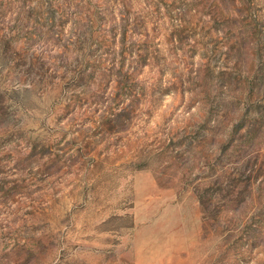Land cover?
<instances>
[{
    "label": "rangeland",
    "instance_id": "1",
    "mask_svg": "<svg viewBox=\"0 0 264 264\" xmlns=\"http://www.w3.org/2000/svg\"><path fill=\"white\" fill-rule=\"evenodd\" d=\"M0 264H264V0H0Z\"/></svg>",
    "mask_w": 264,
    "mask_h": 264
}]
</instances>
